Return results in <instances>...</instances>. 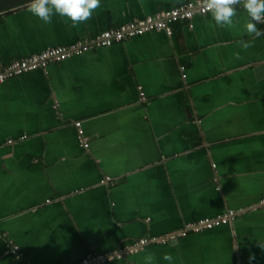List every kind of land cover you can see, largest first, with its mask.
<instances>
[{"label": "crops", "instance_id": "0c3cea01", "mask_svg": "<svg viewBox=\"0 0 264 264\" xmlns=\"http://www.w3.org/2000/svg\"><path fill=\"white\" fill-rule=\"evenodd\" d=\"M187 1L101 0L73 27L0 0V65ZM247 19L195 15L0 84V264H75L154 237L101 264H264V36Z\"/></svg>", "mask_w": 264, "mask_h": 264}, {"label": "built area", "instance_id": "2783aa9c", "mask_svg": "<svg viewBox=\"0 0 264 264\" xmlns=\"http://www.w3.org/2000/svg\"><path fill=\"white\" fill-rule=\"evenodd\" d=\"M208 11L204 6V0L199 1H187L175 7H172L158 15L145 17L139 21L129 22L123 24L115 29L103 31L97 37L95 41L87 39L79 40L70 46H56L48 48L41 53L30 55L18 60H14L5 65H0V84L6 80L19 76L21 74L34 71L37 69H44L52 62L62 61L72 55H78L98 47H109L113 43H119L126 39L142 35L146 32H164L166 35H172V24L178 21L189 22L195 15H205ZM264 28V24H261ZM189 27L192 26L189 24ZM76 127L80 126V123H75ZM79 135H82V131H78ZM82 145L84 148L88 146L86 139H82ZM10 142V141H9ZM109 180V178H106ZM260 206H264V197L260 199ZM236 213L234 211H228L221 215L212 218H202L196 222H192L186 225L178 235L184 236L187 232L198 233L203 230L211 229L220 224H226L230 222ZM163 239L157 237L154 238H142L134 243V246L127 249L125 252L121 249H114L111 252L105 254H96L86 257L78 261L75 264H101L111 260L112 258L122 257L130 250L136 251L137 247H142L150 242L159 243ZM9 251L16 256L19 254L18 247L13 244H8ZM134 249V250H133ZM73 264V263H67Z\"/></svg>", "mask_w": 264, "mask_h": 264}, {"label": "clouds", "instance_id": "9594fccd", "mask_svg": "<svg viewBox=\"0 0 264 264\" xmlns=\"http://www.w3.org/2000/svg\"><path fill=\"white\" fill-rule=\"evenodd\" d=\"M100 3L101 0H29L28 11L44 23H50L53 15H58L66 18L73 27H76L88 21L93 12L100 7ZM204 6L215 25L220 28L233 24L237 16V6H240L248 17L245 23L248 35L256 38L264 36V31L257 27V24H264V0H204ZM237 43L246 50L252 46L253 41L240 40ZM236 56L239 58V53H236ZM145 259L150 264L151 254ZM163 259L171 264L173 257L165 254Z\"/></svg>", "mask_w": 264, "mask_h": 264}]
</instances>
